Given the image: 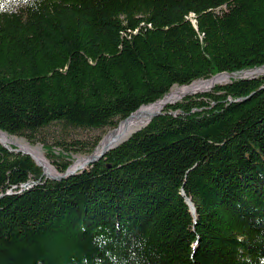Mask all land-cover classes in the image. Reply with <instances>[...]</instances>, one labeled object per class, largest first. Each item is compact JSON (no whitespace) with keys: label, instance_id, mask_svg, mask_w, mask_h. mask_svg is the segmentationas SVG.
<instances>
[{"label":"trees","instance_id":"1","mask_svg":"<svg viewBox=\"0 0 264 264\" xmlns=\"http://www.w3.org/2000/svg\"><path fill=\"white\" fill-rule=\"evenodd\" d=\"M259 67L264 0H38L0 14V131L32 145L52 126L114 128ZM161 112L60 181L0 143V264H262L264 75ZM67 139L41 142L58 173L100 140Z\"/></svg>","mask_w":264,"mask_h":264},{"label":"water","instance_id":"2","mask_svg":"<svg viewBox=\"0 0 264 264\" xmlns=\"http://www.w3.org/2000/svg\"><path fill=\"white\" fill-rule=\"evenodd\" d=\"M262 68H264V67H259V68H255V69H251V70H246V71H243V72H241L239 74L221 73V74L215 75L213 77H217V76H220V75H224L227 78V81L225 83H227L229 80H235V79H245V78L253 79L256 76H260V75H264V74H260V75H250V76L244 75V74L247 73V72H251V71L258 70V69H262ZM213 77H211V78H213ZM216 85H221V83L216 84ZM214 86H212L209 90H211ZM209 90H207V91H209ZM199 93H202V92H199ZM199 93L187 94L184 97L192 96V95L199 94ZM169 105H171V104H169ZM137 111H135V112H137ZM134 113H132L126 119L120 121L117 124V126H116L115 129H113L112 131H110L109 133H107L99 141V143L97 144V146L95 147V149L93 150V152L91 154L87 155L84 159H82V160H84V163L80 167L75 168V169H71V166H70L65 172H63V173H58L57 172L56 175H50L49 174L50 171H49L48 167L45 166V165H43L33 154H31V153H29V152H27L25 150H22L20 147H16L14 149L11 148V147H8L3 142V140H2V136H7V134H5L4 132H1V131H0V143H1V145L3 147H5L6 149H8L11 152L22 153V154L30 157L33 160V162L35 163V165L38 166L41 169L42 177L45 180L60 181V180L66 179L67 177L73 176L76 173H80L81 171H83L89 165H91L93 163H96L99 160L103 159L108 152H110L111 150L115 149L118 145H120L121 143H123L132 133H134V132L140 130L141 128H143L144 126H146L153 118L161 115L162 112L152 114L150 116V118L147 120V122H146V124L144 126H142L141 128H138V129L134 130L129 136H124L123 135L124 133L119 132L118 129L121 128L125 123H129L128 120L133 116ZM28 186L29 185H24L23 187L24 188H27ZM186 203L189 206V209H190L191 213L193 214L194 213V208H193L191 202L189 200H186Z\"/></svg>","mask_w":264,"mask_h":264},{"label":"bare ground","instance_id":"3","mask_svg":"<svg viewBox=\"0 0 264 264\" xmlns=\"http://www.w3.org/2000/svg\"><path fill=\"white\" fill-rule=\"evenodd\" d=\"M264 74V68L254 70L251 72H247L244 75H260ZM227 78L224 75H220L217 77L210 78L208 80H201L192 83L189 86L186 87H179L172 89L163 99L147 105L145 107H141L137 112L133 114V116L128 120L129 123H125L121 128L118 129L119 132L124 133V136H129L134 130L141 128L144 126L147 122V120L150 118L152 114L159 113L161 110L168 104H172L175 101L180 100L187 94H194L199 92H206L209 90L212 86L226 81ZM3 142L8 147H20L22 150H25L31 154H33L43 165L47 166L49 169L50 175H56L50 164L45 160L43 154L40 152L39 148H31L28 147L25 144H17V142H13L11 139H9L7 136H2ZM10 145V146H9ZM84 163V160L78 161L75 166H72L71 169L77 168L76 166L79 165V167Z\"/></svg>","mask_w":264,"mask_h":264},{"label":"rangeland","instance_id":"4","mask_svg":"<svg viewBox=\"0 0 264 264\" xmlns=\"http://www.w3.org/2000/svg\"><path fill=\"white\" fill-rule=\"evenodd\" d=\"M226 81H223V82H220V83L224 84ZM175 88H173V89H175ZM180 100L175 101L174 103L179 102ZM115 128L116 127H114V128H106L104 130H99V131L70 129V130H67V133H61L59 128L52 126V127H48L46 129L40 131L36 135V141L32 145L29 144L26 141V139H24V138H16V137H8V138L11 139L13 142H17V144H25V145H27L28 147H31V148H36L37 147V148L40 149V152L45 155V153L42 152V150H41V148H42L41 142H43L46 145H50L52 147V149H54V151L57 152V150L59 148L57 146H55V145L57 144V142H59L60 140H62L64 138L86 140L88 142V144H91L96 138H100V140H101L107 133H109L110 131H112ZM14 148H16V147H14ZM87 155H89V154L75 155L74 156V162L72 163L71 167L75 166V164L78 161H82V159H84ZM46 161L50 164V166L54 170L55 174H57V171L55 170V167L51 164V161H49L47 158H46ZM57 162L58 163H62L63 161L62 160H57ZM76 167L78 168L79 165H77Z\"/></svg>","mask_w":264,"mask_h":264},{"label":"clouds","instance_id":"5","mask_svg":"<svg viewBox=\"0 0 264 264\" xmlns=\"http://www.w3.org/2000/svg\"><path fill=\"white\" fill-rule=\"evenodd\" d=\"M22 7L36 10L38 0H0V14L12 15ZM262 264H264V259H262Z\"/></svg>","mask_w":264,"mask_h":264}]
</instances>
